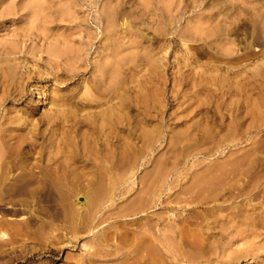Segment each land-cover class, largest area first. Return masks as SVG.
<instances>
[{
	"label": "rangeland",
	"instance_id": "374dc122",
	"mask_svg": "<svg viewBox=\"0 0 264 264\" xmlns=\"http://www.w3.org/2000/svg\"><path fill=\"white\" fill-rule=\"evenodd\" d=\"M122 1L0 0V122L3 115L15 117L0 125V136H31L30 127L37 124L44 142L36 135L33 149L22 141V154L30 152L32 160L43 146L44 158L91 144L117 151L122 138L129 155L127 172L103 179L106 188L97 193L86 186L97 184L98 175L80 159L72 200L89 228L76 236L29 240L47 248L9 264H82V256L94 251L100 254L94 255L95 264H124L129 241L144 234L141 202L163 191L170 179H181L169 190L180 198L189 196L182 189L194 190L199 178L223 180L234 192L248 180L246 189L264 188V0L251 5L239 0L242 27L229 34L190 32L186 19L191 12L173 24L160 11L144 12L139 0H129L122 15L116 14L115 5ZM36 91L40 98H33ZM56 111L76 112L84 122L77 132L65 123L48 144L50 131L42 121ZM110 112L118 119L125 113V122L106 124ZM13 199L3 196L0 214L18 221L22 213L8 208ZM165 206L172 209L157 211L164 224L172 225L180 205ZM123 234H129L128 241L119 238Z\"/></svg>",
	"mask_w": 264,
	"mask_h": 264
},
{
	"label": "bare ground",
	"instance_id": "6f19581e",
	"mask_svg": "<svg viewBox=\"0 0 264 264\" xmlns=\"http://www.w3.org/2000/svg\"><path fill=\"white\" fill-rule=\"evenodd\" d=\"M255 1L248 0V3L251 5ZM90 3L94 5L96 2L90 0ZM128 3L129 0L117 3L116 14L122 15ZM137 4L150 15H157V11H160L173 24L179 22L186 13L191 12L192 14L186 19V29L194 33L212 31L229 34L242 27L240 18L243 9L239 0H139ZM29 7H31L29 15L34 16L36 10L31 5ZM14 12L19 11L14 10ZM108 12L104 14L106 22L110 23L111 16ZM98 14L101 18L100 12ZM37 97H41L38 91L33 98ZM52 102H57L56 97H53ZM121 106L124 108V101ZM113 114L114 112H110L107 115L106 124L113 126V124L121 125L125 122L123 119L125 113H122L119 119ZM14 118L3 115L0 125L9 124L14 121ZM120 119H122L121 122H119ZM25 122L23 121V124ZM42 122L50 131L45 142L53 144L55 132L63 128L65 123H70L69 128L77 132L84 121L77 117L76 112L60 114L56 111L46 113ZM36 125L34 123V128L30 127L31 136L27 134H18L16 137L0 136L2 144L0 146V200H3L5 195L13 197L14 199L9 201L11 206L8 208L13 214L17 211L22 213L18 221H15L12 216L5 218L4 214H0V264H9L17 260L27 261L30 258L28 255L33 257L37 249L47 248L45 244L44 246L36 245V242L31 244L29 240L60 239L63 235L76 236L80 231L89 228V225H86L90 223L82 222L85 214L75 206L72 200L73 193L78 190V179L82 171L79 165L80 159L86 161L90 168H94L92 173L98 175L97 184L86 186L92 193L105 190L106 187L101 183L103 179L110 180L116 172L124 175L128 169V143L125 138H122L117 151L110 148L101 151L95 147V144H91L90 148L82 150L75 146L63 157L47 155L44 158L43 146L38 153L39 157L32 160L30 152L22 154L24 151L22 141L27 139L33 149L37 145L36 135H40L44 142L43 131L36 129ZM92 128L96 130L95 127ZM123 131H125V124ZM68 147L63 145L61 148L68 149ZM57 148L61 149L58 146ZM210 178L196 179L192 186L194 190L182 189L189 195L184 198L176 196L178 192L175 194L169 191L172 188L170 185L175 182L181 183L179 178L167 180L168 188L144 198L140 205V211L143 212L141 225L144 227V234L139 240L129 241L128 252L122 258V262L124 264H258L264 262V188L246 189L248 180L241 183L242 188L234 192L222 184L224 182L221 178L222 182H214ZM182 191L181 193H184ZM252 201H257V204H252ZM171 202L180 205L181 210L176 209L173 212L172 225L166 222L164 224L157 210L164 207L172 209V206H165ZM16 203L20 206L17 207ZM167 225H170V229ZM128 235L123 234L119 238L126 236L128 241ZM121 247H117L118 250L123 248ZM96 253V251L87 252L80 259L81 263L95 264ZM112 253L115 254L113 251ZM104 256L107 255L103 254L101 258ZM98 261L107 260L98 259Z\"/></svg>",
	"mask_w": 264,
	"mask_h": 264
}]
</instances>
